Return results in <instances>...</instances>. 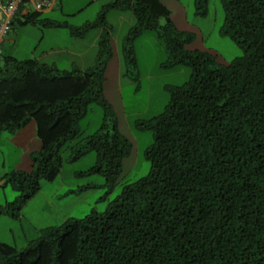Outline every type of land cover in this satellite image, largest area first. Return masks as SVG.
Listing matches in <instances>:
<instances>
[{
  "label": "trees",
  "instance_id": "16d2710c",
  "mask_svg": "<svg viewBox=\"0 0 264 264\" xmlns=\"http://www.w3.org/2000/svg\"><path fill=\"white\" fill-rule=\"evenodd\" d=\"M196 2L204 7L207 0ZM221 2L220 33L242 49L227 64L208 51L187 49L191 35L173 26L160 0L107 5L129 8L134 15L123 44L126 63L134 62L132 39L151 30L165 45V66L187 65L189 77L167 88L169 99L159 114L137 122L153 134L144 151L147 175L124 184L103 211L91 209L43 228L21 249L0 243V264H264V0ZM38 15L37 10L21 15L17 24L42 22ZM104 21L100 12L71 32L80 36ZM110 55L106 28L99 35L95 64L84 70L1 55L0 135L33 121L40 148L31 155L29 170L2 177L0 187L10 186L17 195L0 204V215L18 217L39 191L40 180L58 175L61 147L78 135L76 126L91 103L109 111L102 89ZM83 146L96 157L85 172L105 176L109 193L131 143L105 118Z\"/></svg>",
  "mask_w": 264,
  "mask_h": 264
},
{
  "label": "rangeland",
  "instance_id": "374dc122",
  "mask_svg": "<svg viewBox=\"0 0 264 264\" xmlns=\"http://www.w3.org/2000/svg\"><path fill=\"white\" fill-rule=\"evenodd\" d=\"M112 1L55 0L50 12L38 15L42 21L44 18H51L64 24L62 27L52 26L43 30L45 33H62L57 44L67 48H71L70 42L73 40L78 41L80 46L86 45L104 28L108 30L111 55L105 65L102 92L110 109L107 112L97 102L89 105L76 126L78 135L61 147L63 165L58 175L51 181L40 180L39 191L25 202L18 217L7 213L0 215V243L21 249L35 240L43 228L58 226L67 217H83L91 209L103 211L108 201L121 191L124 184L138 180L150 170V162L145 158L144 151L152 143L153 134L151 130L142 129L137 122L159 114L169 99L167 88L183 84L190 71L184 64L165 66V45L151 30H143L132 39L134 62L126 63L123 44L135 19L129 8L107 7ZM160 1L168 8L173 26L191 35L190 41L185 45L187 49L208 51L222 64H227L242 54V49L229 36L220 33L224 17L221 0H207L204 7L197 4L196 0ZM100 12L104 13V26L87 28L83 32L84 39L69 38L68 33H72V28L95 21ZM159 23L165 24L166 19L161 17ZM42 28L41 24H13L9 32L16 33L18 39L15 45L9 42L8 47H4L5 53L25 59L31 52L37 54L51 46V40L45 38L33 49ZM98 40L99 38L96 46L85 55L87 64H92L91 66L95 64L91 55L93 57V54H97ZM118 65L121 73L119 82ZM105 118L109 126L115 123L118 132L131 143L128 155L121 161L116 184L109 193L105 176L98 172H85L94 165L96 157L93 150L83 146L87 136L94 133ZM6 135L8 140L0 139V177L12 171V168L28 170L30 161L27 154L32 149L40 148L36 147V140L25 142L26 132L15 136ZM38 143L40 145V140ZM77 153L79 155L72 158ZM3 158L4 168L1 163ZM16 195L17 192L10 186L0 187V204L13 201Z\"/></svg>",
  "mask_w": 264,
  "mask_h": 264
},
{
  "label": "crops",
  "instance_id": "0c3cea01",
  "mask_svg": "<svg viewBox=\"0 0 264 264\" xmlns=\"http://www.w3.org/2000/svg\"><path fill=\"white\" fill-rule=\"evenodd\" d=\"M0 0V4H1ZM50 1V5L45 7L44 9L38 11L39 14L41 12L43 13H47L50 12L51 9L53 8L54 2L55 0H49ZM96 1V0H93ZM32 11H34V8L32 6V3L30 1H26L25 3L22 4V7L18 10V13H15L13 20L14 21L11 24V29L13 27V24H17V18L20 17L21 15H28L29 13H31ZM2 10H1V5H0V17L2 16ZM46 20H51V18H44L43 21ZM39 22L37 23L38 25L41 24L42 31L41 33H39V37L38 40L34 46L33 49H35V47H37L38 44H40L45 38H49L51 40V46H49L48 48L40 51L39 53L35 54L34 52H31L30 56H28L27 58H32L35 59L41 63L50 65L52 67H55L59 70H70L73 68H79V69H87L89 67H91L92 64H87V61L85 60V55L88 54V52H90L97 44V38H99L100 33H98L88 44L86 45H81L80 43H78V41H71L70 42V47L71 48H67L65 46H60V44L58 43V40H60V37H62V33H45V31L43 29H50L52 26H43L44 22ZM37 24H32V25H37ZM18 25V24H17ZM57 27V26H55ZM58 27H62V26H58ZM11 29H9V31H11ZM7 32L1 39H0V57L1 55L5 54V55H10V56H14L16 58H18L17 55L15 54H7L4 51V47H8V43L11 42L12 45H15L18 39V35L16 33L10 34V32ZM69 38L70 37H75V38H80V39H84L85 38V33L77 36L74 35L73 33H68ZM95 58H96V54H93V57L91 55V60L93 59V61L95 62ZM19 59V58H18ZM121 76L120 73V67L118 65L117 67V79L119 82V77ZM20 132H26V143L28 142V140H36L37 142V146L36 147H40L39 145V138L37 136V132H36V126L35 123L33 121H29L25 126L17 129L16 131L10 133L7 131H3L0 135V139H7L6 134H10V136H15L16 134H19ZM39 149V148H38ZM38 149H32L29 151V153L27 154L28 156V160L30 161V168H31V155L36 152ZM2 153V157H4V153L3 151ZM20 157V156H19ZM2 167L4 168V158L2 159ZM29 168V169H30ZM13 169H19L20 168H12ZM28 169V170H29ZM4 171V170H3ZM2 177H0V184L2 183ZM68 218V217H67Z\"/></svg>",
  "mask_w": 264,
  "mask_h": 264
},
{
  "label": "built area",
  "instance_id": "2783aa9c",
  "mask_svg": "<svg viewBox=\"0 0 264 264\" xmlns=\"http://www.w3.org/2000/svg\"><path fill=\"white\" fill-rule=\"evenodd\" d=\"M32 3L34 10L40 11L50 5L49 0H27ZM23 0H2L0 17V39L9 31L12 19L16 13L18 6Z\"/></svg>",
  "mask_w": 264,
  "mask_h": 264
}]
</instances>
